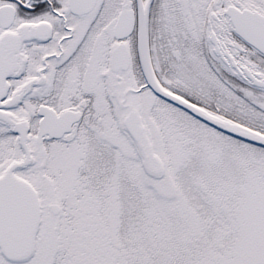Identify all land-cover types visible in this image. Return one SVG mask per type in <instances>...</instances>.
<instances>
[{"label":"snow or ice","instance_id":"1","mask_svg":"<svg viewBox=\"0 0 264 264\" xmlns=\"http://www.w3.org/2000/svg\"><path fill=\"white\" fill-rule=\"evenodd\" d=\"M0 264H264V0H0Z\"/></svg>","mask_w":264,"mask_h":264}]
</instances>
